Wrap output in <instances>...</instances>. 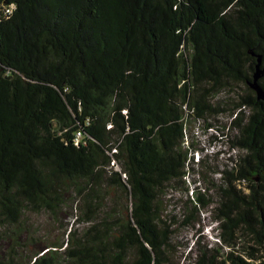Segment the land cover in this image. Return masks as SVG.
Instances as JSON below:
<instances>
[{
    "label": "trees",
    "instance_id": "1",
    "mask_svg": "<svg viewBox=\"0 0 264 264\" xmlns=\"http://www.w3.org/2000/svg\"><path fill=\"white\" fill-rule=\"evenodd\" d=\"M259 55L264 68V0H0V238L12 244L0 264H174L158 201L187 173L186 118L207 120L213 92L236 82L250 91L233 101L230 138L249 190L221 186L218 241L229 249L181 264H264ZM68 181L88 208L86 239L25 262L26 214L64 205ZM105 183L132 203L102 218L111 242L91 215ZM243 238L253 244L240 248Z\"/></svg>",
    "mask_w": 264,
    "mask_h": 264
},
{
    "label": "rangeland",
    "instance_id": "2",
    "mask_svg": "<svg viewBox=\"0 0 264 264\" xmlns=\"http://www.w3.org/2000/svg\"><path fill=\"white\" fill-rule=\"evenodd\" d=\"M234 84V89H219L213 92L210 100L213 108L217 110L208 113L207 120L198 119L190 114L187 116L184 142V148L190 150L187 173L183 179L177 180L159 198L158 205L162 217L175 232L171 247L174 264L188 261L192 252L200 248H210L217 244L225 251L228 250L229 247L218 241L219 221L218 215L215 214L221 201V186H228L232 178L238 189L247 192L249 190V181H236L235 179L239 171L240 154H243L244 150L236 148L230 138L237 133L232 124L235 116L231 110L233 101L249 95L250 91L245 83L236 82ZM238 95L240 97L237 98ZM209 123L212 124L211 127L207 126ZM65 185L66 202L64 205L55 211H37L26 214L25 222L23 221L25 228L21 230L18 237L22 242L18 244V249L26 255L25 262L40 251H47L49 246L57 244L61 247H54L55 249L64 250L72 245V238L75 240L77 237H84L89 225L79 220L85 217L88 208L73 190V184L68 181ZM102 188L104 195L100 197L103 198L101 203V208L102 204L103 208L96 211V214H91L99 217L98 227L102 226V218H105L107 212L115 217H125L128 206H132L123 189L121 191L119 188L108 187L107 183ZM198 193H204L206 200L209 201L206 207L196 205L195 200ZM101 228L106 230L107 240L111 242L112 233L106 226ZM198 241H200V246ZM252 242L250 238L240 239L239 247L253 244ZM11 246L9 239L0 238V255L4 256Z\"/></svg>",
    "mask_w": 264,
    "mask_h": 264
},
{
    "label": "water",
    "instance_id": "3",
    "mask_svg": "<svg viewBox=\"0 0 264 264\" xmlns=\"http://www.w3.org/2000/svg\"><path fill=\"white\" fill-rule=\"evenodd\" d=\"M261 65H262V56L259 55L258 63L256 65V70L254 73V79L250 84L256 90L258 99L264 100V88L260 83V78L264 75V68H262Z\"/></svg>",
    "mask_w": 264,
    "mask_h": 264
}]
</instances>
